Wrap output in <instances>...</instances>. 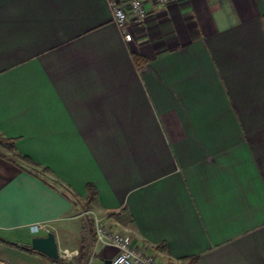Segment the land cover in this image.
Here are the masks:
<instances>
[{
	"label": "crops",
	"instance_id": "obj_1",
	"mask_svg": "<svg viewBox=\"0 0 264 264\" xmlns=\"http://www.w3.org/2000/svg\"><path fill=\"white\" fill-rule=\"evenodd\" d=\"M0 131L40 166L0 156L1 239L79 254L92 214L160 264H264V0L152 3L131 42L110 0H0Z\"/></svg>",
	"mask_w": 264,
	"mask_h": 264
},
{
	"label": "built area",
	"instance_id": "obj_2",
	"mask_svg": "<svg viewBox=\"0 0 264 264\" xmlns=\"http://www.w3.org/2000/svg\"><path fill=\"white\" fill-rule=\"evenodd\" d=\"M170 0H110L116 25L123 31L125 40L133 41L134 34L143 29L149 18V4L166 5ZM95 246L106 245L117 250L112 264H160L156 257L136 244L122 233L106 226L104 221L95 216ZM61 257L71 261L77 251L64 250Z\"/></svg>",
	"mask_w": 264,
	"mask_h": 264
},
{
	"label": "trees",
	"instance_id": "obj_3",
	"mask_svg": "<svg viewBox=\"0 0 264 264\" xmlns=\"http://www.w3.org/2000/svg\"><path fill=\"white\" fill-rule=\"evenodd\" d=\"M134 61L136 62V65L138 66V68H142L147 63L148 60L141 55H135ZM6 153H8L9 155H7ZM0 156L20 165L23 169H27L32 172L40 168V166L35 161H33L30 157L17 153L14 141L12 139L7 138L5 135H3L1 131H0ZM19 161H22L23 163H25L26 166L21 165ZM41 172L47 173L49 171L47 168H42ZM89 188H90L89 189L90 193L86 199L87 206H91V204H93V202L96 200V196H97V193L94 187L90 186ZM95 241H96V234H95L94 225L91 222H88L84 226V234L82 236L81 247L79 250L78 257H76L75 259L71 261H68L62 257L59 259H51L47 257L46 255L33 250L32 246L30 245H24V244L20 245L17 243H11V242H8L0 238V244H3L7 247H10V248H13V249H16V250H19V251H22L28 254H37V255L44 256L50 259L54 264H89L92 250L95 246ZM196 260H197V257H193L192 262L195 263Z\"/></svg>",
	"mask_w": 264,
	"mask_h": 264
},
{
	"label": "water",
	"instance_id": "obj_4",
	"mask_svg": "<svg viewBox=\"0 0 264 264\" xmlns=\"http://www.w3.org/2000/svg\"><path fill=\"white\" fill-rule=\"evenodd\" d=\"M32 249L51 259L61 258L57 238L53 232H49L45 237L33 238ZM0 264L2 263L0 262ZM108 264H110V262H108Z\"/></svg>",
	"mask_w": 264,
	"mask_h": 264
},
{
	"label": "rangeland",
	"instance_id": "obj_5",
	"mask_svg": "<svg viewBox=\"0 0 264 264\" xmlns=\"http://www.w3.org/2000/svg\"><path fill=\"white\" fill-rule=\"evenodd\" d=\"M87 215H89V214H85V215H84V219L86 218L87 220L93 221V223L95 224V222H94V217H95V215H92V214H91V216H87ZM92 217H93V218H92ZM25 240H26V239H25ZM27 240H28V239H27ZM67 241L69 242V245H71L70 243H71L72 239H71L70 237L67 238ZM91 264H105V263L102 262V261H100V260H97V259L94 258V259L92 260Z\"/></svg>",
	"mask_w": 264,
	"mask_h": 264
}]
</instances>
